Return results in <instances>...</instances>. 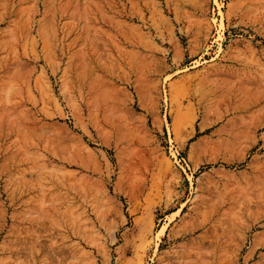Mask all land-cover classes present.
Here are the masks:
<instances>
[{"label":"rangeland","instance_id":"1","mask_svg":"<svg viewBox=\"0 0 264 264\" xmlns=\"http://www.w3.org/2000/svg\"><path fill=\"white\" fill-rule=\"evenodd\" d=\"M0 264H264V0H0Z\"/></svg>","mask_w":264,"mask_h":264},{"label":"bare ground","instance_id":"2","mask_svg":"<svg viewBox=\"0 0 264 264\" xmlns=\"http://www.w3.org/2000/svg\"><path fill=\"white\" fill-rule=\"evenodd\" d=\"M165 229V228H164ZM164 231V230H163ZM162 234V233H161ZM158 235H160V234H158Z\"/></svg>","mask_w":264,"mask_h":264}]
</instances>
